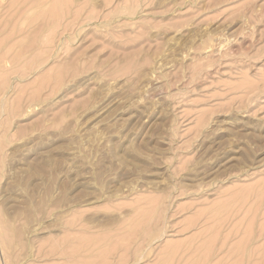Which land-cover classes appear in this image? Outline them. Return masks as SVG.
<instances>
[{"label":"rangeland","instance_id":"1","mask_svg":"<svg viewBox=\"0 0 264 264\" xmlns=\"http://www.w3.org/2000/svg\"><path fill=\"white\" fill-rule=\"evenodd\" d=\"M214 263L264 264V0H0V264Z\"/></svg>","mask_w":264,"mask_h":264},{"label":"bare ground","instance_id":"2","mask_svg":"<svg viewBox=\"0 0 264 264\" xmlns=\"http://www.w3.org/2000/svg\"><path fill=\"white\" fill-rule=\"evenodd\" d=\"M224 166V165H223ZM220 203V202H219ZM221 204V203H220ZM224 205V204H223ZM219 209V208H218ZM228 209V208H227ZM217 213V212H216ZM221 216V215H220ZM215 217V216H214ZM209 219V218H208ZM219 222V221H218ZM215 223V222H214ZM210 226V225H209ZM221 226V225H220ZM212 227V226H211ZM219 228V227H218ZM213 229V228H212ZM221 229V228H220ZM219 229V230H220ZM211 235V234H210ZM258 236V235H257ZM221 248V247H220ZM210 250V249H209ZM218 251V250H217ZM238 252V251H237ZM206 256H208V254L206 255ZM180 259V258H179ZM220 260H223V259H220ZM178 263V262H177ZM215 264V263H214Z\"/></svg>","mask_w":264,"mask_h":264}]
</instances>
